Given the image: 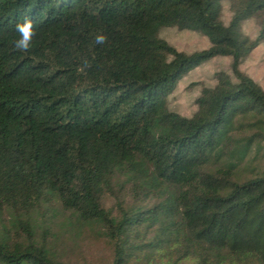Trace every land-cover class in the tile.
<instances>
[{
  "label": "trees",
  "instance_id": "obj_1",
  "mask_svg": "<svg viewBox=\"0 0 264 264\" xmlns=\"http://www.w3.org/2000/svg\"><path fill=\"white\" fill-rule=\"evenodd\" d=\"M171 28L210 47L181 52ZM263 43L264 0H0V264H86L64 252L87 232L112 264H264V88L240 71ZM216 58L233 77L172 111Z\"/></svg>",
  "mask_w": 264,
  "mask_h": 264
},
{
  "label": "rangeland",
  "instance_id": "obj_2",
  "mask_svg": "<svg viewBox=\"0 0 264 264\" xmlns=\"http://www.w3.org/2000/svg\"><path fill=\"white\" fill-rule=\"evenodd\" d=\"M232 18L230 3H223L222 20L228 25ZM261 26L260 19H251L244 23L243 32L251 39H255ZM161 36L181 52L192 54L210 47L206 37L199 33L179 31L175 28L164 29ZM232 60L230 58H216L193 71L184 78L175 92L168 98V106L183 116H191L196 110L195 100L200 96L204 87L216 84L215 74L224 71L233 77ZM240 71L251 77L264 88V43L261 44L240 65ZM109 205H111L109 203ZM67 238H69L67 236ZM68 248L64 252L66 259L74 263L112 264L113 247L111 243L99 234L87 232L75 242H67Z\"/></svg>",
  "mask_w": 264,
  "mask_h": 264
},
{
  "label": "clouds",
  "instance_id": "obj_3",
  "mask_svg": "<svg viewBox=\"0 0 264 264\" xmlns=\"http://www.w3.org/2000/svg\"><path fill=\"white\" fill-rule=\"evenodd\" d=\"M16 32L18 34V39L14 41V48L19 52H29L33 39L36 36V32L34 30V22L33 20L26 18L22 23H18L16 25ZM106 42V37L103 35H98L95 38L96 44H103Z\"/></svg>",
  "mask_w": 264,
  "mask_h": 264
}]
</instances>
